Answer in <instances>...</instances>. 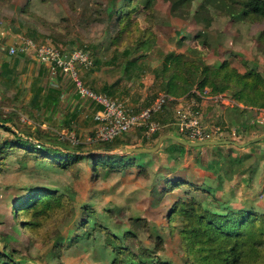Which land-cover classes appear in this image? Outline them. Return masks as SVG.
<instances>
[{"label": "rangeland", "instance_id": "rangeland-1", "mask_svg": "<svg viewBox=\"0 0 264 264\" xmlns=\"http://www.w3.org/2000/svg\"><path fill=\"white\" fill-rule=\"evenodd\" d=\"M201 1L194 0L188 10L176 7L173 0H155L149 8L134 2L131 17L137 23L135 34L140 36L145 29L154 36L147 49L139 50V61L145 63V71L126 77L122 73V57L114 64H103L100 68L93 64L89 68L78 66L79 77L85 86L93 90L118 79L123 87L121 94L116 96L124 100L131 110L139 111L152 100L153 70L160 67L163 56L169 51L199 57L209 64L228 61L241 72L251 69L264 77V39L259 38V34L264 32V21H240L212 9L209 13L196 12ZM113 2L118 3L119 0H0V32L9 34L12 26L24 34L27 29H34L46 36L43 41L39 39L36 42H48L65 51V43L71 41L79 49L88 46L85 52L92 61L96 56L101 61H109L116 50L111 39L120 28L106 20L105 9L111 8ZM53 37L59 38L58 41L54 42ZM122 49L120 47L117 51ZM15 120L24 123L19 116ZM26 128L30 130L32 127ZM62 129L64 127H60V131ZM76 130L71 134L65 131L87 143L88 148L97 145L91 140L94 128ZM15 133L16 125L9 131L0 129V145L12 140ZM135 133L130 131L123 137L137 144L139 139ZM187 150L178 162L171 161L169 154L161 151L159 159L149 165L147 177L135 170L106 175L102 169L93 176L86 160L75 163L69 170H61L39 158L9 152L6 158L0 159V248L6 244L8 249H16L15 256L21 264H110L114 253L106 244L103 231L88 224L83 226L87 218L93 217L115 234L133 230L135 242L172 264H183L184 256L177 234L172 237L162 231L164 244L156 245L154 231H150L159 224H166L163 216L175 200H185L190 196L198 198L197 193L191 194L183 188L169 191L166 186L164 189V180L153 176L159 165H173L182 174V168H186L185 176L197 182L192 172L194 167L184 165L196 152ZM42 188L64 195L71 208H58L38 219L28 217L29 214H24L19 208L12 211V206L25 200L24 196ZM239 197L233 194L228 199L229 204L234 208L252 206L264 213V198L234 202ZM29 218L35 222L34 230L24 225ZM74 234L79 235L77 240ZM262 248L255 260L244 258L239 263L264 264V246Z\"/></svg>", "mask_w": 264, "mask_h": 264}, {"label": "trees", "instance_id": "trees-1", "mask_svg": "<svg viewBox=\"0 0 264 264\" xmlns=\"http://www.w3.org/2000/svg\"><path fill=\"white\" fill-rule=\"evenodd\" d=\"M173 1L176 7L188 10L194 0ZM134 2L143 4L144 8H149L153 6L155 0H119L118 3L113 2L110 5L111 8L105 9L106 20L114 22L120 28L111 39L116 49L114 54L109 61H101L99 57H94L92 64L95 68H100L103 64H114L120 59L119 57H122L121 68L126 77L130 78L145 71V63L139 61L141 57L139 50L147 49L154 36L145 29L141 31L140 36L135 34L137 23L131 17L135 9ZM210 9L240 21L250 23L264 21V0H202L196 12L202 10L209 13ZM20 30L18 27L14 28V32L19 34ZM24 35L34 41L39 39L43 41L46 38L34 29H27ZM259 38L263 41L264 32L259 34ZM58 39L53 37L54 42ZM67 46L73 49L75 44L68 41L65 43V49ZM120 47L123 49L118 52ZM87 49L88 46H83L81 50L85 52ZM153 75L152 100L143 108L147 107L159 94H167L174 98L183 97L194 100L196 109L200 98L195 92L207 90L210 95L226 94L241 105H235L240 111L264 110V77L251 69L241 72L231 66L228 61L209 64L199 57H188L184 53L169 51L163 56L160 67L153 70ZM122 87L116 79L105 82L98 88L94 87L93 90L116 96L121 94ZM174 105V102L168 103L162 112L154 115L153 118L164 124V127L151 136H144V131L140 128L133 130L136 132L134 135L139 139L137 144L133 143L130 138L123 137L124 134L109 141H96L93 133L91 140L96 141L97 145L89 148L85 145L87 143L77 140L76 137L75 141L69 138L60 139V127L51 130L32 127L15 120L13 115L4 114L0 108V129L9 131L10 127L6 125L7 122L12 126L16 125L14 138L0 145V159L6 158L9 152L16 151L28 157L32 156L43 162H49L51 166L61 170H69L75 163L86 160L91 166L90 173L93 176L98 174V169H102L106 175L111 172L135 170L147 177L149 165L155 159H159L161 151L167 152L171 161L178 162L182 159L187 147L168 140L169 145H161L153 153L137 151L121 153V149L128 146L152 148L161 135L172 131V119L168 115H172ZM23 125L32 128L28 130ZM83 152L88 153L83 155ZM184 169L186 168H182V174L175 170L173 165L165 167L159 165L153 172L156 179L158 177L164 180V189L166 186L169 191L183 188L191 194L192 192L198 194V198L190 196L185 200H175L167 210V214L163 216L166 224H159L155 229L149 230L154 231L152 234L156 238V245L157 243L164 244L165 237L162 231H165L172 237L177 234L182 256H184L183 264H238L244 258L255 260L264 246V213L252 206L245 208L230 206L224 198H220L206 184L187 178ZM24 197L26 198L22 203L15 204L11 209L14 211L19 208L24 214L28 213L30 216H27L30 218L34 216L38 219L58 208H71L64 200V195L56 194L50 188L31 191ZM30 218L24 225L34 230L35 222ZM87 224L93 229L103 231L106 244L114 253L110 264H172L157 253H152L141 243L135 242L136 233L131 229L115 234L109 230V227H103L93 217L87 218L83 226ZM14 230L18 232L17 228ZM74 236L75 240L79 238L78 234ZM82 238L88 239V237ZM8 248L6 244L0 248V264H21L15 256L17 250Z\"/></svg>", "mask_w": 264, "mask_h": 264}, {"label": "crops", "instance_id": "crops-1", "mask_svg": "<svg viewBox=\"0 0 264 264\" xmlns=\"http://www.w3.org/2000/svg\"><path fill=\"white\" fill-rule=\"evenodd\" d=\"M14 28L17 27L12 26V32L6 35L0 32L4 35L0 37V108L3 113L15 116L14 119L19 116L20 121L25 119L22 122L40 129L64 127L70 134L76 133V128L95 130L93 116L99 106L86 103L61 75L51 79L49 64L39 62L32 53L9 54L8 48L17 44L20 35L14 32ZM198 108L206 123H217L225 128L220 138L205 141L233 143L185 146L196 154L184 165H192L197 181L206 183L228 203L233 194L241 196L234 201L240 203L248 198H264V139L246 145V142L264 134V124L258 121V111H240L235 105H216L207 101H200ZM168 117L172 119L173 127L168 134L185 139L176 132L173 113ZM6 125L12 126L9 122ZM165 141L162 146L169 145L168 140Z\"/></svg>", "mask_w": 264, "mask_h": 264}, {"label": "built area", "instance_id": "built-area-1", "mask_svg": "<svg viewBox=\"0 0 264 264\" xmlns=\"http://www.w3.org/2000/svg\"><path fill=\"white\" fill-rule=\"evenodd\" d=\"M65 51L51 43H39L23 35H19L16 45H11L8 48L9 54L12 55L32 53L39 62L49 64L51 79L61 75L65 81L73 86L79 97L86 100V103L99 106L93 116L96 123L93 132L94 140L109 141L137 128L142 129L144 136L149 137L164 127V124L153 118L154 115L162 112L164 106L171 102L175 103L172 109L173 121L179 136L189 141H205L217 139L223 135L225 128L217 123H206L199 108H194V100L192 99L174 98L167 94H159L147 107L133 111L126 105L125 101L89 89L79 77L78 66L89 68L92 65L90 55L75 46L70 50V59L66 61ZM195 93L199 96L200 101H207L216 105L241 106L224 93L210 95L207 90L196 91ZM257 111L258 121L264 124V110ZM21 121H25V119ZM234 133L232 131V134ZM59 136L60 139L76 140L75 136L68 135L65 130L60 131Z\"/></svg>", "mask_w": 264, "mask_h": 264}, {"label": "water", "instance_id": "water-1", "mask_svg": "<svg viewBox=\"0 0 264 264\" xmlns=\"http://www.w3.org/2000/svg\"><path fill=\"white\" fill-rule=\"evenodd\" d=\"M70 50L71 47L67 46L66 47V51H65V60L68 61L70 59ZM261 139H264V134L252 139L249 142H246V145L250 144V143H254L257 142ZM165 140H173L175 142H178L179 144H182L184 146H188V147H197V146H204V145H221V144H230L233 143L231 141H202V142H189L185 139L179 138L178 136L174 135V134H165V135H161L158 138V141L156 142V144L152 147V148H134V147H124L121 149V153H125V152H133V151H137V152H149V153H153L155 151H157L159 149V147L161 146L162 142ZM241 146L245 145V144H239Z\"/></svg>", "mask_w": 264, "mask_h": 264}]
</instances>
